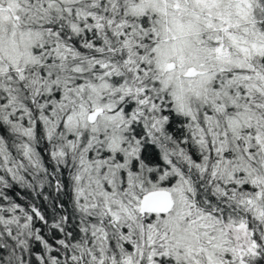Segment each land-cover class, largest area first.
Here are the masks:
<instances>
[{
    "label": "snow or ice",
    "instance_id": "snow-or-ice-1",
    "mask_svg": "<svg viewBox=\"0 0 264 264\" xmlns=\"http://www.w3.org/2000/svg\"><path fill=\"white\" fill-rule=\"evenodd\" d=\"M0 264H264V0H0Z\"/></svg>",
    "mask_w": 264,
    "mask_h": 264
}]
</instances>
